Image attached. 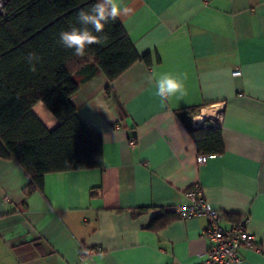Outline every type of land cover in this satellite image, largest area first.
Segmentation results:
<instances>
[{
	"label": "crops",
	"instance_id": "obj_1",
	"mask_svg": "<svg viewBox=\"0 0 264 264\" xmlns=\"http://www.w3.org/2000/svg\"><path fill=\"white\" fill-rule=\"evenodd\" d=\"M119 4L149 60L112 82L100 72L72 96L103 137L104 167L48 173L30 191L20 164L0 157V264H206V217L152 225L187 203L197 183L225 226L230 216L249 217L260 251L242 248L240 264H264V0ZM164 73H187L186 94L157 96ZM188 109L194 126L222 131L224 152L205 163L178 117ZM33 112L49 129L59 124L42 101ZM82 245L95 249L91 257Z\"/></svg>",
	"mask_w": 264,
	"mask_h": 264
},
{
	"label": "trees",
	"instance_id": "obj_2",
	"mask_svg": "<svg viewBox=\"0 0 264 264\" xmlns=\"http://www.w3.org/2000/svg\"><path fill=\"white\" fill-rule=\"evenodd\" d=\"M96 2L3 0L0 5V157L20 164L31 178L30 191L42 189L48 173L104 167L103 137L78 116L72 96L100 72L112 82L138 60H149L140 56L119 18L105 25L97 35L106 39L87 46L82 57L59 43L61 31L80 26L77 13ZM28 53L39 57L35 72ZM76 75L82 76L80 81ZM40 101L58 119L54 129L33 112ZM177 113L200 154L224 152L221 129L194 126L195 109ZM177 217L175 212H162L152 225L164 226ZM228 218L238 221L241 216Z\"/></svg>",
	"mask_w": 264,
	"mask_h": 264
},
{
	"label": "built area",
	"instance_id": "obj_3",
	"mask_svg": "<svg viewBox=\"0 0 264 264\" xmlns=\"http://www.w3.org/2000/svg\"><path fill=\"white\" fill-rule=\"evenodd\" d=\"M3 0H0L2 5ZM241 70L234 71V75H240ZM135 140L133 143L135 144ZM217 154H201L199 161L205 163L208 158ZM188 202L168 208V211L177 213L182 219L206 217L208 226L205 236L209 244L205 251L206 264H240L242 261L241 249L246 247L254 251H260L256 236L250 232L248 225L250 219L244 215L238 221H231L230 226H225V214L213 208L207 200L201 184L191 186L186 192ZM7 199H9L7 197ZM94 248L82 245V257H91Z\"/></svg>",
	"mask_w": 264,
	"mask_h": 264
},
{
	"label": "clouds",
	"instance_id": "obj_4",
	"mask_svg": "<svg viewBox=\"0 0 264 264\" xmlns=\"http://www.w3.org/2000/svg\"><path fill=\"white\" fill-rule=\"evenodd\" d=\"M119 0H97L89 9H81L77 13V21L80 26L72 25L69 30L61 31L59 43L69 49H74L75 55L84 56L87 46L99 44L106 36L97 34L104 31L109 22H114L121 17L122 12ZM27 62L30 70L35 72L34 61L38 62L39 57L35 53L27 54ZM187 73H164L156 79V95L162 100L179 94H186L184 82L187 80Z\"/></svg>",
	"mask_w": 264,
	"mask_h": 264
}]
</instances>
